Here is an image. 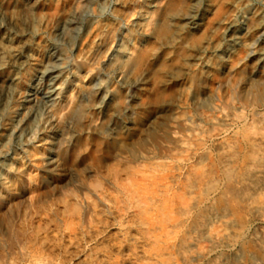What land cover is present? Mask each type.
<instances>
[{"label": "bare ground", "instance_id": "1", "mask_svg": "<svg viewBox=\"0 0 264 264\" xmlns=\"http://www.w3.org/2000/svg\"><path fill=\"white\" fill-rule=\"evenodd\" d=\"M98 1L71 0L33 59L23 29L33 0H18L16 17L10 12L16 0H0V264H264V241L249 237L264 225L253 219L264 201L251 192L264 177V139L249 132L252 125L202 135L193 118L211 113L214 97L194 90L189 115L176 116L173 102L164 104L156 96L149 118L131 121L146 65L176 40L175 28L198 31L213 6L209 0H143L154 23L129 53L121 44L115 50L113 43L141 3L121 0L93 52L94 60L106 56L101 62L107 67L94 69L70 58L67 45L79 31V16L94 12ZM240 14L223 24L217 44H203L195 59L199 79L211 57L222 68L228 51L246 37L248 50L264 43L262 21L256 16L241 21ZM246 60L258 66L264 51L250 52ZM119 68L125 69L119 87L108 91L111 72ZM217 91L222 110L233 103L264 106V89L247 85L242 73L231 86L218 84ZM44 109L50 113L39 119ZM91 111L99 123L85 127ZM248 112L252 121H262L255 109ZM243 118L239 121L246 122ZM173 122L186 132L185 139L173 137ZM145 136L161 143L173 137L179 152L163 151L166 161L153 158L135 146ZM226 139L235 140L236 150L214 154L225 150ZM85 146L97 156L93 168L85 162ZM104 150L111 162L103 160Z\"/></svg>", "mask_w": 264, "mask_h": 264}, {"label": "rangeland", "instance_id": "2", "mask_svg": "<svg viewBox=\"0 0 264 264\" xmlns=\"http://www.w3.org/2000/svg\"><path fill=\"white\" fill-rule=\"evenodd\" d=\"M17 2L18 0L10 8V12L14 17L17 16ZM209 2L213 6V10L207 14L200 29L196 32L186 33L185 30L175 28L173 38L177 34L175 36L176 40L172 41L173 43H166L165 46H162L155 61L146 65V73L143 81L136 90V99L134 101L136 111L131 121L136 123L138 115L143 118H149L150 105L152 99L156 96H160V102L164 104L173 102L176 116L183 113L189 115L191 110L188 106L191 107L193 105L189 100V94L200 92L214 97L212 102L213 106L210 108L211 113L201 111L193 118L195 120L194 123L202 132V135L206 136L207 133L214 134L216 132H223L224 129L229 127L246 129L252 125L249 132L264 139V106L258 107L254 105L245 109L240 104L233 103L231 109L224 108L222 110L220 109L221 102L217 99L220 96L217 91L218 84L226 83L231 86L237 81L240 73L244 75L247 85H260L264 89V60L258 66L254 61L246 60L247 54L249 55L250 52L254 53L258 50L264 51V43L260 45L257 43L253 44L252 49L248 50L250 41L246 37L242 45L235 46L228 51L224 57L225 62L222 68L217 65V60L211 57L209 59L210 67L206 68L202 79H199V61L195 60L197 57L202 56L201 50L203 44H211L210 46L217 44L223 29V24L232 22L240 13L241 21L245 20L247 16H256L264 24V3H258L255 0H243L238 4L234 0H209ZM33 3L34 8L31 16L25 22L23 29L29 42L28 50H26L27 54L34 59L39 55L38 51L40 50L42 38L46 33L51 31L59 16L67 14L71 0H33ZM120 3L121 0H99L95 4L94 12L87 10L79 16L81 22L79 31L74 36L72 43L67 45L70 58L74 61H84L94 69H99L102 66L105 67V65L107 67V64L102 65V58H100V61L99 59L94 60L93 52L95 47L103 42L106 32L114 23ZM139 3H141L140 9L137 7L138 9L136 8V11L128 14L130 21L125 25L126 30L113 43L117 51L120 50L121 44L127 52L134 53L138 45V40L141 37L140 34L146 32L149 25L154 23L155 15L151 14L152 10L144 6L143 0H140ZM222 19V25L216 28L217 21ZM147 43L145 42V47L148 46ZM8 53V51L5 52L6 55ZM113 55L115 54L113 53ZM103 60H106V56ZM26 69L21 71L20 77L25 76ZM122 74H125V69L123 68L111 72L110 80L106 85L108 91L114 92L117 90ZM175 80L178 82L174 83ZM83 81L87 80L85 79ZM82 85L89 86L88 82L82 83ZM18 89L19 86L16 83L13 88V93L11 92V97L14 98L16 96ZM193 90L194 92H192ZM175 96L176 98L173 99ZM251 109H255L259 117L262 118L260 123L252 121L254 117L249 119L250 113L248 110ZM48 113H50L49 109L40 111L41 117L39 119L47 117ZM241 117L247 120L246 122L243 121L245 124L247 123L246 125L242 121H239ZM99 120L100 116L91 111L84 119L83 126L96 125L99 123ZM172 135L176 139H178L177 137L185 139L187 134L176 122H173ZM86 137L87 135L85 133L81 134L83 142H87ZM173 137L169 141L161 143V139L155 142L152 140V137L145 136L144 140L135 144V146L141 145L144 151L151 153V157L159 158L162 156L163 158L161 160L166 161L167 158L164 157L163 151L165 155L168 153L177 154L179 152V147L174 142ZM223 141V145L226 147L225 150L222 152L214 149V154L223 155L236 150L237 145L234 143V139H226ZM82 152L86 164L92 168L95 167L97 164V156L90 152L86 146ZM102 158L107 162H111L110 152L104 150ZM194 163L196 164V160H194ZM251 188L252 194L264 201V177L256 180L251 185ZM253 219L261 220L264 223V210L261 209L256 213ZM249 237H257L264 241V225L262 224L259 227L253 228ZM241 264H245L244 260L241 261Z\"/></svg>", "mask_w": 264, "mask_h": 264}]
</instances>
